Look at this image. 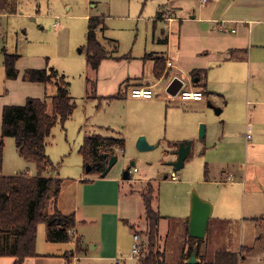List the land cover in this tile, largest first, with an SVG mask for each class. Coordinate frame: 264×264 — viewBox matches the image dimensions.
Segmentation results:
<instances>
[{
	"label": "crops",
	"instance_id": "0c3cea01",
	"mask_svg": "<svg viewBox=\"0 0 264 264\" xmlns=\"http://www.w3.org/2000/svg\"><path fill=\"white\" fill-rule=\"evenodd\" d=\"M158 5L157 15L163 16L167 27V33L162 31L163 36L158 40L167 43L165 53L150 50L142 56L130 53L114 56L110 53L113 50L103 45L106 52L97 68L88 66L92 77H87L86 97L101 105L106 115L100 123L90 125L84 118L82 125L90 128L84 130L83 140L88 135L123 138L124 145L116 151V164L103 177L87 173L79 151L82 142L78 148L82 170L76 167L73 173L63 177L56 168L57 163L51 173H47L61 178L57 206L64 213L73 212L72 233L81 238V251L73 257V241H50L54 243L52 248L44 246L41 250L35 249L37 254L26 257L21 264H79L81 259L99 263L107 259L119 260L122 222L131 227L132 243V225L145 216L141 193L136 188L139 185L131 182L136 179L137 182L152 180L147 173L132 176L138 171L132 170L136 168V163L130 168V179L122 178V170L131 161L135 162L132 158L137 138L144 135L148 142L157 144L154 148L160 145L168 147L172 155L169 161L176 158L178 142L192 139L191 153L184 160L183 168L197 141L204 140L205 132L197 140L202 121L206 122L207 141L200 144V154L207 153L209 159L204 162L205 184L202 190L207 192L212 189L210 185L218 183L223 189L222 194H215L210 218L215 210L219 214L222 209L235 211L236 203L234 198V206L229 203L228 192L237 194L239 199V213L209 218L205 235L208 231L210 237L203 248L207 249L211 258L219 250L237 252L239 264L246 259L254 243L264 236V0H208L204 3L199 0H166ZM84 16L87 18L89 14ZM90 17L102 16H89L87 19ZM99 26L95 29L96 35L103 30L101 24ZM158 57L164 58L165 66L162 73L156 76L154 70ZM168 60L172 66L166 65ZM20 75L15 78L5 75L9 89L3 93L6 97L0 95V135L2 107L5 104H24L28 97L41 98L46 100L48 111L51 110V97L56 93V84L30 81ZM174 75L181 77L187 86L202 89L203 98L183 100L178 95L170 96L165 87ZM161 84L163 86L157 89ZM143 85L153 86L152 97L130 96L132 86ZM216 107L220 108L219 112L215 111ZM208 108L216 115L221 114V117L210 116ZM246 132L251 135L249 139H246ZM126 147L130 151L127 156ZM210 150L214 152L211 154ZM149 155L148 152L147 157ZM167 176L164 175V178ZM153 199L152 206L156 208ZM156 209L159 211V207ZM161 216V219H168L167 224L175 223L176 232L180 233L179 260L174 263L180 264L182 253L189 243L185 239L189 213L183 218ZM243 223L244 228L239 229L234 243L228 240L225 243L228 245L215 244L222 228L227 230V226L231 230L230 226L235 224L237 229V225L241 227ZM170 228L168 226L167 231ZM85 239L91 242L90 249L85 247ZM163 239L164 260L165 264H169L166 261L167 232ZM90 251L92 253L88 254ZM14 260V256H0V264H12ZM196 262H200V258Z\"/></svg>",
	"mask_w": 264,
	"mask_h": 264
},
{
	"label": "rangeland",
	"instance_id": "374dc122",
	"mask_svg": "<svg viewBox=\"0 0 264 264\" xmlns=\"http://www.w3.org/2000/svg\"><path fill=\"white\" fill-rule=\"evenodd\" d=\"M164 2L166 0H3V8L0 9L3 28V33H0V95L9 89L8 79L5 77L2 64V49L8 53L18 54L16 68L18 74H21V78L27 68L52 67L63 73L69 82V91L76 106L67 120L63 123L58 120L53 125L45 145L46 154L53 164L56 166L59 163L56 168L59 169L61 176H69L76 167L83 169L81 168V155L78 148L83 142L84 130L90 128L88 127L89 123L94 124L93 122H95L97 124L103 121L106 115L101 105L90 101V97H86L87 77H92V71L89 69L91 67L87 61V18L96 15L102 16L104 29L99 31L97 37L106 48H109L110 51L113 50L110 53L114 56L128 53L142 56L145 51L150 50L165 53L167 43L158 40L163 36L162 31L167 33V27L162 14V17L157 15L158 4ZM86 13L89 14L87 18L84 16ZM55 22L56 25L53 24ZM97 28L100 26L97 25ZM162 86L163 84L156 88L160 89ZM195 88L200 89L199 87ZM200 90L203 92L202 89ZM168 94L171 96L170 93ZM3 95L6 97L5 94ZM208 110L211 112L210 116L221 117V114L216 115L212 109L208 108ZM84 118H87V127L82 125ZM201 123L206 125L205 121ZM203 139L200 142L197 141L194 152L187 160L186 165L180 170H176L177 180H171L169 177L164 178V175L173 170L168 162L172 156L168 147L157 146L148 151L150 155L147 157L148 152L139 151L135 145L132 159L135 160L138 171L133 172L132 176L147 173L146 175L152 180L143 179L137 182V179L134 178L136 180L131 183H138L139 187L136 188L140 193L146 192L148 185L154 187L153 204L159 207L160 214L176 218H183L188 215L190 208L189 191L192 190H195L202 198L211 201L212 205L216 197L215 194H222L223 189L219 183L215 186L210 185L212 189L207 192L202 190L205 184L203 180L204 162H208L209 159L207 153L200 154V144L207 141L206 131ZM0 140L3 141L1 169L3 174L11 175L25 171L31 176L37 175L36 162L19 154L13 136L1 137L0 135ZM197 140L200 138L197 137ZM212 152L214 151H209L211 154ZM129 153L130 151L126 147L125 155L127 156ZM51 170L52 168L48 166L44 174L51 173ZM210 170L214 172L213 168ZM202 194L207 195L210 199L205 198ZM226 197L230 199L231 205H233L232 199L234 198L235 211L222 209L219 214L217 210H213L214 215L228 217L239 213L237 194L228 192ZM214 215L211 217L213 218ZM167 222L168 219L166 218L160 221L159 232L161 235L159 234L158 245L161 249L164 233L167 232L166 261L169 264H174L179 260L181 237L180 233L176 232L177 227L167 224ZM167 225L171 226L169 231H167ZM129 226L123 222L121 224L119 260L107 259L106 262L99 263L81 259L78 261L79 264H90V262L91 264H138L136 258L131 255V234L129 233L131 227L129 228ZM243 226L244 223L241 224V227L238 224L237 229H235V224H232L231 230H228L226 226L228 231L222 228L215 244L228 245L225 244L228 240L234 243L233 240L239 235V229L244 228ZM132 227L131 231L137 232L141 236V249L144 248L145 250L148 231L145 217L135 222ZM114 230L115 228L111 230L112 235ZM185 235V239L188 240L187 230ZM208 237L210 235L207 231L200 244L199 263L212 260L207 249L203 248ZM90 243L88 239H85L86 248L90 249ZM36 244L35 249L37 250H41L44 246H51V248L54 246V243L47 240L46 225L43 222L37 227ZM254 244L246 259L239 264H264V236ZM90 253L92 252H88V254ZM75 254L76 251L71 252L73 257Z\"/></svg>",
	"mask_w": 264,
	"mask_h": 264
},
{
	"label": "trees",
	"instance_id": "16d2710c",
	"mask_svg": "<svg viewBox=\"0 0 264 264\" xmlns=\"http://www.w3.org/2000/svg\"><path fill=\"white\" fill-rule=\"evenodd\" d=\"M0 0V9H2ZM102 17H90L86 33L87 61L96 69L105 55V48L96 35V27L101 24ZM3 51L5 75L15 78L18 74L15 66L18 54ZM164 58L158 57L155 62V75L162 73ZM196 74V73H195ZM23 77L30 81L53 82L56 93L51 97V110L45 99L28 97L24 104H5L2 107L1 137L13 136L19 154L36 162L38 173L35 176L25 171L5 175L2 169L3 141L0 140V256H14L12 264H21L28 256L37 254V227L46 225L47 240L52 242H74V250L81 251V238L74 236L73 212L64 213L57 206L61 178L44 174L46 168H54V164L46 154V138L51 128L59 120L62 123L73 113L76 104L68 91L69 82L63 73L50 67L27 68ZM124 145L123 138L88 135L79 149L83 157L85 171L100 175L105 169L108 158L116 154ZM106 153V156L103 154ZM154 187L148 185L146 192L141 193L147 226V247L141 250L138 264H165V250L159 248V221L162 218L158 209L152 206ZM175 222V220H173ZM175 225V223H173ZM188 247L182 253L180 264H238L237 252L219 250L212 260L203 263H187L195 247L196 256L200 253L202 238L188 236ZM71 251V252H72Z\"/></svg>",
	"mask_w": 264,
	"mask_h": 264
},
{
	"label": "water",
	"instance_id": "95a60500",
	"mask_svg": "<svg viewBox=\"0 0 264 264\" xmlns=\"http://www.w3.org/2000/svg\"><path fill=\"white\" fill-rule=\"evenodd\" d=\"M182 82L175 78L167 86L166 91L172 95H175ZM216 112L220 111V108H215ZM205 132V125L203 123L199 124L198 128V138L203 137ZM157 144L150 143L147 141L144 135H140L136 141V148L140 151H146L153 149ZM192 140L189 139L186 142L180 141L177 143V148L175 150L176 158L169 161V164L173 167L174 170H178L184 164V160L191 153ZM106 156V153L103 154ZM118 157L116 154H112L108 158L107 165L105 169L101 172L100 176H105L108 171L116 164ZM135 162L131 161L123 170L122 178L130 179V168L134 166ZM213 205L211 201L202 198L195 190H192L190 193V210L189 217L187 221V230L190 237L203 238L205 236L208 220L212 212ZM196 258V249L193 248L189 258L186 260L187 263H195Z\"/></svg>",
	"mask_w": 264,
	"mask_h": 264
},
{
	"label": "built area",
	"instance_id": "2783aa9c",
	"mask_svg": "<svg viewBox=\"0 0 264 264\" xmlns=\"http://www.w3.org/2000/svg\"><path fill=\"white\" fill-rule=\"evenodd\" d=\"M206 1H208V0H199L200 3H204ZM54 25H56V22L54 23ZM166 65L172 66V62L170 60H168L166 62ZM175 78L179 79L182 82L181 86L179 87V89L176 92V94L181 99H183V100H200L203 98L204 94L200 89H196V88L187 86L185 84L184 80L177 75H174L171 78V80L169 81V83ZM129 94H130V96L135 97V98H138V97L150 98L154 95V90H153L152 85L132 86L130 88ZM245 136H246V139H249L251 137L250 133H248V132L245 133ZM132 170L135 171L136 168L134 167ZM167 177H169L171 180H176L177 174L175 171H171ZM230 178H231V176L228 175L227 179L230 180ZM141 247H142L141 236L137 232H134L133 237H132V243H131V255L133 257H135L136 259H138L141 255V250H142Z\"/></svg>",
	"mask_w": 264,
	"mask_h": 264
}]
</instances>
